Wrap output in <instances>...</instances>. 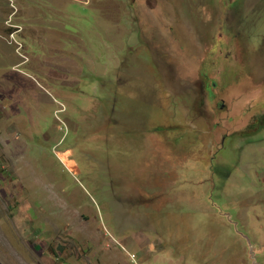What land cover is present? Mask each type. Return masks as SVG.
<instances>
[{"label":"rangeland","instance_id":"1","mask_svg":"<svg viewBox=\"0 0 264 264\" xmlns=\"http://www.w3.org/2000/svg\"><path fill=\"white\" fill-rule=\"evenodd\" d=\"M0 46V264H264V0H0Z\"/></svg>","mask_w":264,"mask_h":264},{"label":"crops","instance_id":"2","mask_svg":"<svg viewBox=\"0 0 264 264\" xmlns=\"http://www.w3.org/2000/svg\"><path fill=\"white\" fill-rule=\"evenodd\" d=\"M19 31H21V30H19ZM17 33H18V32H17ZM14 35H15V34H14ZM1 53H3V47H2V46H0V54H1ZM10 74H15L16 76H19V75L16 74V73H8L7 76L9 77ZM14 94H15V92H11V90H9V92H4V93H3V95H4L3 103L6 104V105L8 106V102H7V101H9L8 98H9L12 102H14V100H13ZM5 100H6V101H5ZM11 101H9V102H11ZM9 105H10V104H9Z\"/></svg>","mask_w":264,"mask_h":264},{"label":"flooded vegetation","instance_id":"3","mask_svg":"<svg viewBox=\"0 0 264 264\" xmlns=\"http://www.w3.org/2000/svg\"><path fill=\"white\" fill-rule=\"evenodd\" d=\"M203 90L205 91V86L203 87ZM195 95L197 96V94L195 93ZM197 98V97H196Z\"/></svg>","mask_w":264,"mask_h":264},{"label":"trees","instance_id":"4","mask_svg":"<svg viewBox=\"0 0 264 264\" xmlns=\"http://www.w3.org/2000/svg\"><path fill=\"white\" fill-rule=\"evenodd\" d=\"M4 171V169H2V172ZM55 262V261H54Z\"/></svg>","mask_w":264,"mask_h":264}]
</instances>
